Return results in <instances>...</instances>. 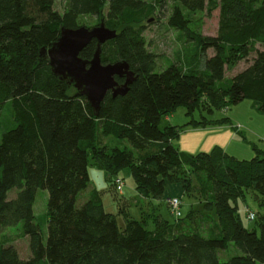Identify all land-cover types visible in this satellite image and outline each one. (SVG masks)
<instances>
[{"label":"trees","instance_id":"trees-1","mask_svg":"<svg viewBox=\"0 0 264 264\" xmlns=\"http://www.w3.org/2000/svg\"><path fill=\"white\" fill-rule=\"evenodd\" d=\"M54 2L0 0V111L8 102L12 117L0 134V230L20 226L30 251L21 258L0 234V264H264V150L254 147L250 159H237L218 145L182 154L172 144L177 127L160 126L177 107L188 115L206 112L189 121L193 128L237 130L229 117L209 116L245 98L264 112V0H65L61 11ZM217 8V32L204 35L201 21L191 16H209ZM82 15L116 31L101 44L102 63L125 61L136 76L126 94L108 91L96 114L40 54L62 27H78ZM155 17L166 18L184 47L160 70L143 36ZM95 49L92 39L79 56L90 60ZM251 52L245 68L225 77L227 67ZM89 155L112 187L120 176L112 177L128 167L142 196L161 198L167 183L179 185L182 194L200 199L202 210L171 222L160 214L137 219L115 197L124 220L119 226L99 190L90 189L77 204L90 184ZM37 188L48 191L45 240L32 208ZM247 192L263 209L249 219L258 233L244 226L238 212L237 200ZM192 211L198 219L191 227ZM201 222L209 231H201ZM229 248L235 252L222 260L219 251Z\"/></svg>","mask_w":264,"mask_h":264},{"label":"rangeland","instance_id":"rangeland-1","mask_svg":"<svg viewBox=\"0 0 264 264\" xmlns=\"http://www.w3.org/2000/svg\"><path fill=\"white\" fill-rule=\"evenodd\" d=\"M65 5V0H55L54 7L56 10L61 11ZM168 11H166L167 13ZM191 17L193 19H199L202 23L201 32L204 35H215L218 29V19H219V9H215L211 12L209 16L205 12H195ZM98 23V17L94 15H82L78 18L79 26L92 27ZM177 31L169 27L165 17H155V20L147 22V28L143 32V36L147 43V48L156 53V64L157 70L164 68L169 61L174 60V58L180 56L181 48L183 49V44L178 41ZM187 49H191V45L188 44ZM183 53V52H182ZM213 54L212 49L206 51V56ZM255 53L251 52L247 58L238 60L232 66L227 67L225 71V77H230L233 74L239 72L245 68L254 57ZM201 114L207 116L205 111L195 110L192 115H188L184 107H177L172 112H169L161 118L160 126L164 127L167 125H174L178 129V136L172 140V144L178 149L182 154H195L197 152H207L210 151L215 143L221 142L228 146L229 154L235 156L237 159H250L254 156L256 147L258 150H264V112H260L255 107L254 101L251 99H242L241 101L229 105L228 109L224 112L219 109L213 110L212 115H208L211 119H220L223 116L229 117L233 125H239L238 130H234L228 125H213V127L206 128V130H191L193 127L189 124V121L194 119H200ZM12 121L11 111L8 102L3 106L0 111V134L1 130L9 125ZM212 126V125H211ZM225 126V127H224ZM240 131V132H238ZM107 139H112L111 136L106 137ZM107 140V141H109ZM128 145V143L123 142L120 145ZM254 145V146H253ZM221 147V146H220ZM148 152V151H147ZM141 152L135 150V154H140ZM88 171L90 174V184L89 187L78 194L77 204L83 202L87 196L90 187H95L100 190L101 196L104 203V208L106 211L116 214L117 224L122 226L124 220L122 215L117 213V203L112 196V187L110 179L106 175L105 171L93 163L92 158L88 157ZM120 176L124 180L123 187V197L129 199L134 196V179L131 175L130 169L124 167L119 172L114 175ZM112 187V188H111ZM116 193V192H115ZM122 194H119L121 197ZM48 199V191L44 188H37L35 199L33 202V213L35 221L40 223L41 231L43 233L44 240L47 235V225L45 222L46 214V204ZM260 199V196L258 197ZM155 200H153L154 202ZM155 206L159 207V212L162 216L168 219L170 222L175 220V217L170 213L166 206V201L160 199ZM181 212L183 217L191 209L202 210V205L200 199L197 196H191L186 193L181 195ZM155 203V202H154ZM128 204H125L123 208H126ZM238 212L241 217V221L249 229H255L257 233L259 232L257 228V223L255 220H249L247 218V211H252L257 214L263 213V209L259 207V203L253 192L245 193V198H239L237 200ZM147 207V206H146ZM130 214L137 219H140V213L138 207L131 204L128 205ZM198 213L192 211L188 214V221L190 226H196V219H198ZM147 225L148 228H153L150 222ZM198 221V220H197ZM176 222V221H175ZM182 222V220L180 221ZM201 231H209L210 225L207 222H201ZM1 239L6 244H12L18 251L21 258H27L30 255L28 247V237L24 235L20 226L7 227L0 230ZM235 251L233 248L227 250H220L219 257L224 260L230 254ZM41 264H47L43 262Z\"/></svg>","mask_w":264,"mask_h":264},{"label":"water","instance_id":"water-1","mask_svg":"<svg viewBox=\"0 0 264 264\" xmlns=\"http://www.w3.org/2000/svg\"><path fill=\"white\" fill-rule=\"evenodd\" d=\"M115 35L116 31L102 20L92 27H62L58 38L40 51L48 59L53 74L67 79L77 94L84 95L95 114L108 91L113 96L124 95L136 78L125 61L102 63L100 60L101 44ZM92 39L96 40L95 52L90 60H84L79 53ZM116 76L123 78V82H118Z\"/></svg>","mask_w":264,"mask_h":264},{"label":"crops","instance_id":"crops-1","mask_svg":"<svg viewBox=\"0 0 264 264\" xmlns=\"http://www.w3.org/2000/svg\"><path fill=\"white\" fill-rule=\"evenodd\" d=\"M238 125V124H237ZM229 126V125H228ZM209 127H212V128H215L213 126H207V127H197V128H192L191 130L195 131V130H206V128H209ZM225 127V126H224ZM230 127V126H229ZM109 140V139H107ZM106 139H104V141H107ZM215 143V145H218V146H221L225 151L228 152V146L225 145V144H222L221 142H213ZM89 173V171H88ZM89 177H90V174H89ZM91 189L92 188H95V187H90ZM112 188V187H111ZM97 189V188H95ZM99 190V189H97ZM100 191V190H99ZM112 196L114 198V200H118V204L120 205V207H123L125 206V204H128L129 206L131 204L135 205L136 207H138L139 209V213H140V219L141 218H145V217H150V218H153L155 215L157 214H160L159 212V207L158 206H155L158 202V200L160 199H164L166 201V199L168 197H171V196H180L182 195V189L180 188L179 185H173V184H170V183H167L166 184V189H165V193L163 195V197L161 198H149V197H144L142 196L136 189L134 191V196L133 197H130L129 199L127 198H124L123 197V190L121 192H116L115 190H113L112 188ZM116 192V193H115ZM101 194V192H100ZM119 194H122V196L120 197ZM102 197V196H101ZM116 197V199H115ZM153 200H155L153 202ZM103 201V199H102ZM117 203V202H116ZM117 204V205H118ZM104 205V203H103ZM128 205L126 206L125 208V211L127 213H129L130 216H132L130 214V210L128 208ZM147 206V207H146ZM167 206V204H166ZM168 208V207H167ZM119 211V206H117V213ZM111 213V212H110ZM120 214V213H118ZM121 215V214H120ZM162 216V214H160ZM133 217V216H132ZM163 217V216H162ZM164 218V217H163ZM166 219V218H165ZM149 223V222H148Z\"/></svg>","mask_w":264,"mask_h":264},{"label":"built area","instance_id":"built-area-1","mask_svg":"<svg viewBox=\"0 0 264 264\" xmlns=\"http://www.w3.org/2000/svg\"><path fill=\"white\" fill-rule=\"evenodd\" d=\"M225 112V110H223ZM234 127L238 130L239 125H234ZM264 138V137H262ZM113 186L116 192H121L124 186V180L121 177H116L113 181ZM167 207L170 213L175 217L179 218L182 216L181 207L182 202L179 196H171L166 199ZM247 218L253 219L254 213L252 211H247Z\"/></svg>","mask_w":264,"mask_h":264}]
</instances>
